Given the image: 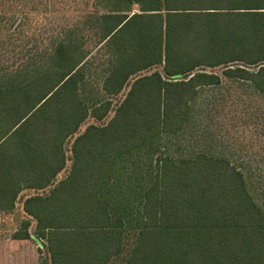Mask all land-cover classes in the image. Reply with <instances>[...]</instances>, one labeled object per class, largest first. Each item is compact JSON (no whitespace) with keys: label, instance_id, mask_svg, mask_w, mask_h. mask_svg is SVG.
<instances>
[{"label":"trees","instance_id":"trees-1","mask_svg":"<svg viewBox=\"0 0 264 264\" xmlns=\"http://www.w3.org/2000/svg\"><path fill=\"white\" fill-rule=\"evenodd\" d=\"M103 7V97L86 95L91 52L77 58L63 41L31 69L0 72V213L34 191L13 237L43 247L41 264H264V209L242 170L221 153L165 148L222 77L264 100V0ZM144 155L146 175L132 174Z\"/></svg>","mask_w":264,"mask_h":264},{"label":"rangeland","instance_id":"rangeland-1","mask_svg":"<svg viewBox=\"0 0 264 264\" xmlns=\"http://www.w3.org/2000/svg\"><path fill=\"white\" fill-rule=\"evenodd\" d=\"M106 1L0 0V16L6 17L0 24V72L31 69L49 57L54 47L63 41L74 47L73 54L77 58L91 52L84 70L86 95L103 97L100 84L109 67L110 52L106 49L97 52L95 47L104 35L101 16L105 13ZM200 70L221 75L222 68ZM254 70L250 68L251 72ZM94 123L93 119H87L80 133ZM73 139L67 142L66 149ZM165 146L176 159L201 150L224 154L245 174L250 192L264 209V100L247 82L222 77L219 87L202 90L185 134L167 140ZM155 149L159 150L152 151ZM159 151L156 143L149 155L154 158ZM150 156H141L132 174L142 170L146 175ZM69 164L58 180L67 174ZM33 194L34 191H24L14 211L0 213V239H12L19 230L21 221L27 219L21 212L22 202ZM28 230L30 235L34 233V222ZM34 241L31 237L21 239L17 251L0 249V264H41L44 248Z\"/></svg>","mask_w":264,"mask_h":264},{"label":"crops","instance_id":"crops-1","mask_svg":"<svg viewBox=\"0 0 264 264\" xmlns=\"http://www.w3.org/2000/svg\"><path fill=\"white\" fill-rule=\"evenodd\" d=\"M12 239L6 238V239H0V249L3 251L4 249L11 248L12 251H17L19 244L21 242V239H15L14 237H11ZM32 239V237H31ZM24 240V239H23ZM34 241V239H32ZM35 242V241H34ZM36 244V242H35ZM37 245V244H36Z\"/></svg>","mask_w":264,"mask_h":264}]
</instances>
